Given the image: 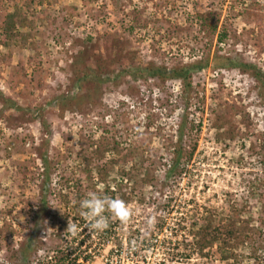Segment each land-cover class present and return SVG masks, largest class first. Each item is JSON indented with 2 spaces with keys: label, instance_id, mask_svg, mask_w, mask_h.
Masks as SVG:
<instances>
[{
  "label": "rangeland",
  "instance_id": "obj_1",
  "mask_svg": "<svg viewBox=\"0 0 264 264\" xmlns=\"http://www.w3.org/2000/svg\"><path fill=\"white\" fill-rule=\"evenodd\" d=\"M19 1L3 0V4L11 12ZM253 2L264 8V0H42L19 6L29 20L19 30L30 34L33 45L12 53L0 45V264H21L14 254L32 234L45 175L38 152L47 150L50 160L46 192L49 207L35 235L43 243L36 255L29 256L30 264H36L58 238L54 215L62 209L58 199V192H63L61 176L69 175L77 164L76 152L90 145L89 138H98L103 126L115 118H128L133 126L139 122L142 130L143 123L149 124V130L158 133L152 137L151 146L158 148L163 162H170L164 144L170 138L175 140L174 130L184 110L180 81L168 79L156 85L153 80L136 83L125 78L138 87L137 93H129L125 79L119 78L102 86L95 103L82 99L62 111L56 102L59 96L73 98L85 86L83 81L74 80L75 58L93 66L98 55L111 59L121 50L132 53L141 63L151 60L168 67L197 62L203 65L193 71L196 92L188 110V120L197 121L203 115L197 131L199 152L188 164L190 172L168 180L163 189L167 195L172 194L177 208L166 215L155 205L149 206V198L161 200L163 196L148 190L145 204H129L133 215L123 229L117 230L113 243H102L101 232L90 233L82 218H72L83 230L75 236L67 230L59 240L62 244L73 238L66 243L74 246L79 264H173L159 240L169 235L170 228L174 232V221L181 212L197 210L200 214L196 206L191 207L193 202L225 207L226 191L243 194L246 189L241 182L264 179L261 87L237 67L213 65L220 56L230 57L254 64L264 74V17L260 29L256 22L264 10L253 11ZM202 18L207 24L216 23V27L203 26L199 21ZM222 32L225 35L218 41ZM219 107L235 111L234 119L244 118L248 124L244 132L252 135L243 139L244 147L238 136L226 139V145L215 141V129L209 126L208 118L210 111ZM250 142L255 143L254 149L249 148ZM237 156L240 165H236ZM158 168L161 179L165 167L160 163ZM158 214L166 216L167 230L154 237L155 241L141 244L140 253L132 255L138 243L120 244L128 236L127 230L136 225L145 229L147 221ZM262 231L264 238V227ZM259 246L256 258H242L241 264H264V241ZM236 252L247 254L250 249ZM181 264L234 263L221 262L218 254L207 260L192 253Z\"/></svg>",
  "mask_w": 264,
  "mask_h": 264
},
{
  "label": "trees",
  "instance_id": "obj_2",
  "mask_svg": "<svg viewBox=\"0 0 264 264\" xmlns=\"http://www.w3.org/2000/svg\"><path fill=\"white\" fill-rule=\"evenodd\" d=\"M36 3H42V0H20L14 3V9L9 12L3 4V0H0V45L6 48L8 53L25 47H32L33 42L30 41V34L19 30L29 21L27 14L19 6L28 7V5ZM252 6L253 11L255 9L256 11L264 10L256 2H253ZM263 17L264 15L257 17L258 29L261 28L260 23ZM215 19V21L218 20L217 16ZM199 21L203 26L207 24L204 19ZM215 24L208 23L207 27L214 29ZM223 35L225 33H219L218 41L223 39ZM200 63L171 67L157 64L151 60L141 63L135 59L132 53L121 50L117 51L116 56L111 59L98 55L93 66L86 63L82 64L75 58L72 63L74 80L76 82L81 81V83L83 81L85 86L83 92L73 98L65 100L66 96H59L56 102L62 111L69 109L74 103L82 99L95 103L101 93L102 86L115 83L119 78H128L136 83L153 80L156 85L163 84L168 79H177L181 84L184 110L179 116L174 130L175 135L173 138L175 140L173 141L170 138L164 144L165 153L170 155L169 163L163 162L162 157L158 154V148L151 146L152 137L158 133L156 130L155 132L150 131L149 124L143 123L142 130L139 122L133 126L128 118L122 120L115 118L111 123L102 127V134L98 138H89L90 145L82 146L76 152L75 161L77 164L74 169L70 171L68 176H61L64 181L63 189L61 188L63 192H58V199L62 209L61 212L54 215L57 221L58 238L54 241L55 244L50 249H46L44 255L42 254L38 258L36 264L80 263L74 246L68 244L73 241V238L65 240L61 244L59 237L61 239L62 234L67 233L69 219L81 218L80 201L90 191L123 199L128 205L130 203L143 205L145 199L149 198V196L147 197L148 190H151L150 194H161L163 197H161V200L156 197L149 198V206L150 204L155 205L153 207L156 210L159 212L161 210L166 211V215L170 214L172 209L177 208L173 202L172 194L167 195L163 189L166 188L165 184L168 180L176 177L180 178L182 174L190 172L188 164L199 152L197 150V131L201 129L203 115L201 114L197 121L188 120V110L196 87L192 81L193 71L203 68ZM205 64H207V61ZM213 65L215 67H237L249 73L257 80L262 90L261 95H264V74L254 64L220 56L219 62ZM126 79L123 82L128 85L129 93L130 91L137 93L138 87L135 84H130ZM80 87L79 89H81ZM234 116L235 111H230L228 108L212 109L210 111L211 118H208L210 120L209 126L215 129V141H223L226 145V139L231 140L238 136L241 140L240 145L244 147L243 139L249 137V135L251 136L252 132H244V126L247 127L248 124L243 122L244 118L237 121ZM117 123H120L121 126H118ZM193 131L196 133L193 134ZM254 145V142H250L249 148L254 149ZM38 155L45 170L40 193L41 207L35 213L31 228L32 234L29 235L27 242L19 247L14 254L18 258L20 257L19 262L21 264H30L29 256L31 254L36 255L38 247L43 243L38 241L35 235L40 230L46 209L49 207L46 192L49 188L48 169L50 160L48 159L47 150L38 152ZM239 158V156L235 158L236 165H240L241 160ZM160 163L165 167L161 179H159L158 173ZM241 185L246 189L243 194L237 195L236 192L232 191L225 192V207L210 206L206 203L201 205L193 202L191 207L196 206V209L201 211L200 214L197 210H193V212L189 210L191 214L187 210L186 214L183 212L179 214L174 221L176 223L174 232L170 231L169 235L165 234L159 240L160 244L166 246L168 259L173 264L183 263V260L189 259L192 253H196L207 260L218 254L221 262L232 261L234 264H241L242 258H256L255 254L261 247L259 245L264 241L262 231L264 227V179H246L241 182ZM167 193H170V191ZM195 214L199 216L196 217ZM154 218L155 225L151 229L148 226L143 230L142 226L129 227L131 231L127 230L128 236L121 240L120 244H123L124 241L127 244L136 242L138 243L137 248L140 250L141 244L155 241L153 238L159 233L162 234L164 230H167V227L164 225L166 216L161 217L158 214L157 218ZM125 225V223L122 224L119 221L111 222L108 229L100 234L102 243L116 241L117 230L123 229ZM188 235H191L190 238H188ZM213 246H215V249H212ZM240 248H249L250 252L241 255L236 252Z\"/></svg>",
  "mask_w": 264,
  "mask_h": 264
},
{
  "label": "clouds",
  "instance_id": "obj_3",
  "mask_svg": "<svg viewBox=\"0 0 264 264\" xmlns=\"http://www.w3.org/2000/svg\"><path fill=\"white\" fill-rule=\"evenodd\" d=\"M80 208V216L85 222L84 227H87L90 233L105 231L111 222L127 223L133 215V209L123 199L113 198L106 194L100 195L95 191H90L85 195L80 201ZM147 225L149 229L154 227L155 218H150ZM67 230L75 236L83 228L69 219Z\"/></svg>",
  "mask_w": 264,
  "mask_h": 264
},
{
  "label": "built area",
  "instance_id": "obj_4",
  "mask_svg": "<svg viewBox=\"0 0 264 264\" xmlns=\"http://www.w3.org/2000/svg\"><path fill=\"white\" fill-rule=\"evenodd\" d=\"M164 231H166V230H164ZM169 233H170V230H169L168 234H169ZM123 244H125V245H126V244H127V242H126V241H124V242H123ZM123 244H122V245H123ZM116 250H117V249H116ZM133 250H134V251H133V254H132V255H136V254L140 253V250H139V248H137V246H135V245H134V247H133ZM117 251H118V250H117Z\"/></svg>",
  "mask_w": 264,
  "mask_h": 264
}]
</instances>
